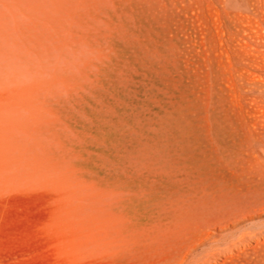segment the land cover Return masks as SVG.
Wrapping results in <instances>:
<instances>
[{
	"label": "rangeland",
	"instance_id": "rangeland-1",
	"mask_svg": "<svg viewBox=\"0 0 264 264\" xmlns=\"http://www.w3.org/2000/svg\"><path fill=\"white\" fill-rule=\"evenodd\" d=\"M222 7L0 0V264H160L198 210L264 229V114Z\"/></svg>",
	"mask_w": 264,
	"mask_h": 264
},
{
	"label": "bare ground",
	"instance_id": "bare-ground-1",
	"mask_svg": "<svg viewBox=\"0 0 264 264\" xmlns=\"http://www.w3.org/2000/svg\"><path fill=\"white\" fill-rule=\"evenodd\" d=\"M221 2L240 96L244 95L264 114V0ZM260 202L264 205V198ZM255 208L243 205L233 210L185 214L169 233L166 247L170 252L164 254L160 264H264V229L251 231L241 227L256 217Z\"/></svg>",
	"mask_w": 264,
	"mask_h": 264
}]
</instances>
